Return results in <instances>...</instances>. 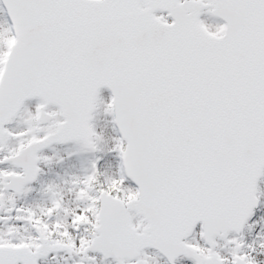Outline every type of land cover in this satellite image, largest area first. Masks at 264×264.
Returning a JSON list of instances; mask_svg holds the SVG:
<instances>
[{"label": "snow or ice", "instance_id": "snow-or-ice-1", "mask_svg": "<svg viewBox=\"0 0 264 264\" xmlns=\"http://www.w3.org/2000/svg\"><path fill=\"white\" fill-rule=\"evenodd\" d=\"M0 264H264V0H0Z\"/></svg>", "mask_w": 264, "mask_h": 264}]
</instances>
